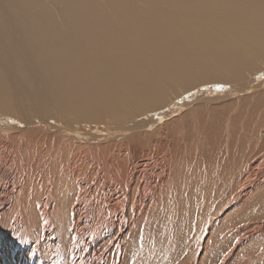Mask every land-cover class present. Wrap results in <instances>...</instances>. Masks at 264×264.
Returning a JSON list of instances; mask_svg holds the SVG:
<instances>
[{
    "label": "bare ground",
    "instance_id": "obj_1",
    "mask_svg": "<svg viewBox=\"0 0 264 264\" xmlns=\"http://www.w3.org/2000/svg\"><path fill=\"white\" fill-rule=\"evenodd\" d=\"M263 103L264 0H0V264H131L129 238L155 215L158 183L171 187L177 164L188 161L197 115L218 145L227 137L218 117L238 105L241 118ZM228 112L237 142L254 150L238 173L247 184L236 200L258 202L264 110L247 120L252 132L243 137ZM93 117L104 124L85 123ZM31 136L62 146H29ZM223 143L205 157L220 155ZM145 148L153 149L152 174L127 177ZM123 152L130 162L116 157ZM251 213L256 222L233 227L229 244H207V232L192 262L182 254L185 264H206L215 251L223 253L218 264L235 256L232 264H264V215Z\"/></svg>",
    "mask_w": 264,
    "mask_h": 264
},
{
    "label": "rangeland",
    "instance_id": "obj_2",
    "mask_svg": "<svg viewBox=\"0 0 264 264\" xmlns=\"http://www.w3.org/2000/svg\"><path fill=\"white\" fill-rule=\"evenodd\" d=\"M237 106L238 105H234L229 110L227 109L226 114L228 113V115H229L228 111H230L232 113L233 117H235L237 115V118H235V120L238 119V121L240 122L238 125H239V129L241 132L240 135H241V137H243L244 134L249 135L252 132V131H250V129L248 127H246L247 125H245L247 120H249L250 118L252 120L254 115L261 117L262 111L264 110V103L260 104V108L257 111H255L257 108V105L253 109L245 110L244 112H242L244 114L242 115L241 118H240L241 115H238V108L239 107L236 108ZM226 114L224 116H221L218 118L222 119V121L227 120V121H225L226 124L223 125V130L224 131L226 130L225 131L226 133L224 132L223 134H226L227 137L225 139L223 138V139L219 140L220 143H221V141L223 143V140H225L223 143L224 145L221 144V147H220L221 151H222V149H225V146L227 148L225 149L226 151L223 150L224 152L220 151L222 156L220 154V155L214 157V156H212V153L209 152V155L211 153L210 157L211 156L214 157V158L211 157V159H209L205 156H208L207 151H209V148L213 149L214 146L217 145V142H214L216 144H214L213 142H210L211 144H209V142L207 141L208 136H205V135H210V134H208V130L205 129V127L202 123H198V115L196 114L197 115V122L195 124H192V127L189 126V128H188V132H190L191 134L188 133V136H187V146L188 147H187V150L186 149L184 150V153L182 155V157L186 156L185 160L188 159V161H187L188 163L186 161L184 162V158H183L182 159L183 161L182 160L180 161V163L182 165L180 164L178 167V164H177L176 171L175 172L173 171L175 176H173L174 175L173 174L170 178L171 179L170 184H172L171 187L168 188L164 185L165 184L164 181L166 182V180H163V182L160 181V183H158V186H156L157 187L156 188L157 198H158L156 204L158 206L157 205L155 206V211L157 210L155 212V215L152 218H148V219L143 218L142 222H140L139 228H137V230L134 228V231L136 230L134 232V236L129 238L130 241H129V248H128V253L126 255V259L131 264H132V262L134 264H144V261L150 255H154V257H155V261L153 260L151 264H162L163 256L166 254V251L163 254V250L165 248L168 249V247H169L168 244H173V247L172 248L169 247L170 251H168L169 255H168L166 264H185V261L183 260L184 258L183 259L181 258L182 254H184L186 256V262H192L194 257H196V255L198 254V249L196 250V246H198L199 243L203 242V240H206L208 242L207 237H206L207 232H209L208 234H211V240L207 244L216 245L217 242L222 237H224V238L226 237V239L228 241H226L225 244H229L230 243L229 239H231V240L233 239V232H234L233 227L239 228V226L246 225L249 223L253 224L254 222H256V221H254V218L252 217L251 212H253V211L256 212V214H258L260 217L264 215V213H261L259 211V209L264 211V208H262L264 206L263 205V203H264V196L263 195L260 196L258 202L253 200V199H250L251 196L244 197L245 199L243 198V200H241V201L236 200V196L240 195L239 192H241V190L244 189V187L247 184V182L245 180H243V179L241 180V179L237 178L239 175L238 173L248 169L247 165L250 162L252 155H254L253 154L254 150L249 151V149L247 147H244L245 145L242 142H237L236 132H235L234 128L231 129V126H230V124H231L230 116H228ZM110 121H112V120H110ZM85 123H91L93 125H96V124L102 125V124H104V121L102 118L98 117L97 119H95L93 117L92 120L90 119V120H88V122H85ZM82 124H84V123H82ZM209 124L207 123V125H206L207 129H208ZM33 128L37 129L36 127H33ZM198 128L201 129V131L202 130L203 131L201 132ZM219 128L222 129V126L217 127L215 129L216 131L213 130V132H216L215 133L216 135L213 134L216 137L219 136V135H217V132L219 133ZM205 131H207L206 132L207 134H205ZM47 134L49 135V133H47ZM186 134L182 135V131H181V136H184ZM223 134H220V136H222ZM228 134H230V135H228ZM233 134H234V136H233ZM25 135L27 136V134H25ZM203 135H204V139H203ZM214 136H212V138ZM36 137H37V139H36ZM36 137L31 136V138H29L28 141L27 140H25V141L30 146V144H32L30 139H32L33 145L34 144H36V145L37 144L38 145L43 144L42 145L43 148L46 145L49 146L52 144V143L50 144V141H48L47 139H43V141L40 142L42 140V138H40L39 136H36ZM216 137H214V140L217 139ZM233 137H235L234 139L236 141L233 139ZM188 138L191 140H189ZM228 139H230V140H228ZM44 140H46L47 142H45ZM231 141L236 142L238 145L236 143L235 144L233 143L234 145L233 144L231 145V143H232ZM43 142H45L46 144H44ZM52 142L54 143V144H52V146H55L57 148L62 146V144L60 145V143L57 140H53ZM182 142H184V141L182 140ZM190 142H191V144H189ZM1 143L6 144L5 142L4 143L1 142ZM212 144H214V146ZM219 144L217 146H219ZM36 145H34V146H36ZM189 145H192V146L190 147ZM123 147H124V149L127 150V148H125V147H128V144L124 143ZM202 148H203V150H202ZM243 148H244V150L241 152V149H243ZM108 149L105 148L108 155H110L109 157L114 158L115 156H113V155L115 152V148H108ZM151 150L153 151V149H146L145 148V153H144L145 155L143 154V152L140 153L139 156L130 163L131 164L130 167H127L126 171H125V175L127 177H131L132 176L131 174H135V172H136L137 177L138 178L140 177V179H144L143 178L144 175H142L143 173L152 174V172L150 170H154V167L151 165V161H150V157H149V154H150L149 152H152ZM200 150H201L202 154H200ZM227 150H228V152H227ZM204 151H205L206 155L205 154L203 155ZM112 153H113V155H112ZM142 154H143V156L141 157ZM146 154H147V157H146ZM248 154L251 155V157ZM122 155H123V158L120 157V155H118L116 157L121 159V160L123 159L126 162H130L131 156H130L129 152H125ZM194 155H195V159L193 158ZM94 156H96V155H94ZM91 157L92 156H87L86 160H84V161H90ZM140 157H141V160H140ZM220 157H221V159H220ZM222 157H223V159H222ZM92 158L94 159V157H92ZM92 158H91V160H92ZM100 158L101 157L99 156L98 157L99 161L101 160ZM124 158L127 160H125ZM202 158H203V160H202ZM215 158H217L218 160ZM190 159H191V161H190ZM248 159H249V161H248ZM61 160L64 161L65 158L62 156ZM94 160H96V157ZM192 160H194V161L192 162ZM209 160L211 162H213V165ZM212 160H214L215 162ZM140 161L141 162L143 161V162L140 163ZM204 161L210 162V164L208 163L207 165H205L207 162L205 163ZM216 161H217V164H216ZM145 162H146V164H148L150 162L148 164V166H146L147 168L143 167ZM222 164H223V166H222ZM140 167H141V169H140ZM149 167H151L150 170L148 169ZM244 167H246L247 169L246 168L244 169ZM94 168L95 169L99 168V164H96L94 166ZM128 169H130V170H128ZM232 169H234L233 172H232ZM140 170H141V172H140ZM215 171H217V172H215ZM219 172H222L221 175ZM234 172H236L237 174ZM161 175L163 176V174H160V175H157L156 177H160ZM239 181H241V182H239ZM162 183H164V184H162ZM262 185L263 184H260L258 187H260ZM239 188H241V189L239 190ZM165 191H167V194H164ZM173 193H175V194H173ZM143 194L145 195V193H143ZM178 196H179V198H178ZM142 198H144V197L142 196ZM144 202H146V201H144ZM260 203L262 204V206ZM173 205H175V206H173ZM176 208H177V210H176ZM256 209H257V211H256ZM168 212H169V214H168ZM210 225H213V227L210 228L209 227ZM208 229H210L211 231ZM229 233H231L230 236H229ZM239 237L241 238V236H239ZM257 241H258V238H254V239L250 240L247 243V249L248 250L252 249V247L255 246V242H257ZM161 245L163 246V248L161 247ZM149 249H151L152 252H150ZM184 249H185V251L183 252ZM187 249L190 251L191 256L188 255V253L186 252ZM224 250H225V247H224ZM222 255H223V253H216V251H215V254L208 257L206 264L207 263L218 264V262L220 261V257H222ZM165 259H166V257L164 256V260ZM236 259L237 258L235 256L232 260V263ZM163 262H165V261H163Z\"/></svg>",
    "mask_w": 264,
    "mask_h": 264
}]
</instances>
